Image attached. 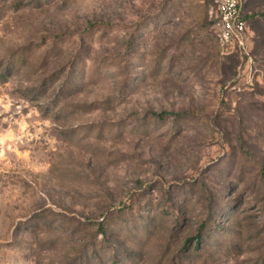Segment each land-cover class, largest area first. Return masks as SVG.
Listing matches in <instances>:
<instances>
[{
  "label": "rangeland",
  "instance_id": "374dc122",
  "mask_svg": "<svg viewBox=\"0 0 264 264\" xmlns=\"http://www.w3.org/2000/svg\"><path fill=\"white\" fill-rule=\"evenodd\" d=\"M215 8L0 0V264H264V0L250 61Z\"/></svg>",
  "mask_w": 264,
  "mask_h": 264
},
{
  "label": "built area",
  "instance_id": "2783aa9c",
  "mask_svg": "<svg viewBox=\"0 0 264 264\" xmlns=\"http://www.w3.org/2000/svg\"><path fill=\"white\" fill-rule=\"evenodd\" d=\"M245 0H215V31L219 48L250 61L248 26L243 14Z\"/></svg>",
  "mask_w": 264,
  "mask_h": 264
},
{
  "label": "crops",
  "instance_id": "0c3cea01",
  "mask_svg": "<svg viewBox=\"0 0 264 264\" xmlns=\"http://www.w3.org/2000/svg\"><path fill=\"white\" fill-rule=\"evenodd\" d=\"M248 36H249V42H250V34H249V30H248ZM250 43H249V49H250ZM233 54V53H232Z\"/></svg>",
  "mask_w": 264,
  "mask_h": 264
},
{
  "label": "trees",
  "instance_id": "16d2710c",
  "mask_svg": "<svg viewBox=\"0 0 264 264\" xmlns=\"http://www.w3.org/2000/svg\"><path fill=\"white\" fill-rule=\"evenodd\" d=\"M245 2H246V0H245ZM244 5H245V4H244ZM245 21H246V20H245ZM196 242H199V239H197Z\"/></svg>",
  "mask_w": 264,
  "mask_h": 264
}]
</instances>
